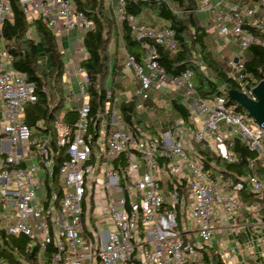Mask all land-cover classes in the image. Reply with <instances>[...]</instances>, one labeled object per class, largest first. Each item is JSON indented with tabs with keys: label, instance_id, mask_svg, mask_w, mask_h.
I'll return each instance as SVG.
<instances>
[{
	"label": "built area",
	"instance_id": "1",
	"mask_svg": "<svg viewBox=\"0 0 264 264\" xmlns=\"http://www.w3.org/2000/svg\"><path fill=\"white\" fill-rule=\"evenodd\" d=\"M163 1L181 14L171 0ZM16 2L27 33L35 31L40 21L55 36L64 58L66 100L52 125L39 123L37 128L26 122V109L38 100V94L26 74L12 66L2 31L3 24L13 20L12 0H0L3 235L26 237L25 251L36 252L35 264H234L238 255L243 263L261 264L264 124L255 121L228 92L203 97L192 70L168 75L159 62V47L176 50L174 29L165 22L157 25L154 19L139 22L127 12L126 0H105L104 5L117 28L126 23L140 43L138 58L123 44L120 48L124 67L136 79L131 89L118 95L107 84L103 106L92 113L91 78L83 65L89 54L83 35L93 30L94 23L74 0ZM196 11L212 14L217 35L232 38L237 45L229 61L235 69L230 76L238 84L236 90L255 101L253 88L259 81L251 83V77L244 78L240 70L245 49L255 41L249 29L264 35V0L243 7L226 0H201ZM73 30L76 34L71 37ZM260 44L264 47V37ZM164 94L180 97L189 111L188 121L175 119L151 134L125 120L119 95L126 102L134 100V111L147 116L154 110L146 102ZM70 110L76 113L73 122L65 120ZM236 141L255 153L246 159L247 173L234 180L219 166L206 167L199 147L236 163ZM249 219L255 226L247 249L217 236L226 232L233 238L243 231L239 221ZM13 255L18 263L12 264H32L17 249ZM0 261L7 264L4 258Z\"/></svg>",
	"mask_w": 264,
	"mask_h": 264
},
{
	"label": "trees",
	"instance_id": "2",
	"mask_svg": "<svg viewBox=\"0 0 264 264\" xmlns=\"http://www.w3.org/2000/svg\"><path fill=\"white\" fill-rule=\"evenodd\" d=\"M74 1L77 9L94 23L93 30L87 31L83 35V42L89 54L83 65L91 78V107L92 113H95L99 106V109L103 106L104 88L107 84L112 92L117 95L119 91L131 89L132 86L131 83H128L127 86L124 82L126 77L121 60L124 54L120 46L117 50L110 49L112 35H116L114 37L117 38V43H122L126 50L137 58L141 55L142 48L140 43L130 35L126 23L118 26L119 29L116 26L120 35L117 37L116 23L111 11L104 5L105 0ZM226 1L243 7L254 6L259 0ZM171 2L174 3L177 10L181 11V14L174 13L163 0H126L127 12L135 15L139 22H150L155 17L165 21L168 26L174 29L177 42L176 50L170 51L164 47H159V62L167 74L174 76L186 69L192 70L196 88L206 98L217 94H227L229 90L237 89V82L230 76V73L235 71L229 64L231 59L228 60L229 70H225L207 50L205 43L207 33L204 26L200 25L197 20L200 19L199 13H201L196 11L199 0H171ZM147 11L152 13L149 17H146ZM12 12L13 20L5 22L2 26L4 44L11 55L13 68L26 74L27 80L35 85L38 94V100L26 109V122L37 128L40 126L39 123H43L45 126L52 125L53 120L60 116L66 100V92L62 83L63 54L55 36L40 21L36 22L35 25L38 41L28 36L27 23L16 0H12ZM190 30L193 31L192 35H189ZM249 30L253 33L255 41L244 51V65L240 73L244 75V78L246 75L250 76L251 83H257L264 79V47L260 44L264 35L256 29L251 28ZM189 36H191L190 44L188 42ZM40 43L45 53L41 56L43 60L39 54ZM193 47L198 53V61L192 58ZM206 71L210 75H207ZM119 99L120 109L128 123H136L144 131L151 134L157 133L159 124L150 123L149 118L143 113H136L134 100L126 102L122 95H119ZM169 103L171 106L170 113H165L167 115L162 121L163 128L175 119L189 120V111L180 97H170ZM146 105L149 110L153 109L154 112L156 110L159 113V108L153 101H147ZM161 114L163 115L162 112ZM75 118L76 113L74 111H67L66 121L73 122ZM96 125L98 126V122ZM199 150L203 154L207 168H210L211 163L219 166L221 172L234 180H238L242 174L248 172L246 159L255 154L239 141H236L234 145L238 157L236 163H227L206 148L201 149L199 147ZM3 155L5 154H0V156ZM26 242V237L6 238L0 231V258H4L7 264L18 263L13 255V250L17 249L32 264H35L36 252L25 251Z\"/></svg>",
	"mask_w": 264,
	"mask_h": 264
},
{
	"label": "rangeland",
	"instance_id": "3",
	"mask_svg": "<svg viewBox=\"0 0 264 264\" xmlns=\"http://www.w3.org/2000/svg\"><path fill=\"white\" fill-rule=\"evenodd\" d=\"M200 1L201 0H199L198 4H200ZM210 1L216 2V0H210ZM228 4H233V3L228 2ZM151 14H152L151 11H147L146 17H149ZM146 17H144V18H146ZM199 17H200V19L199 18L197 19L198 23L200 25L204 26V29L206 30V33H207V36L205 38V43H206V46H207V50L211 53V55L219 62V64L225 70H229L228 60L231 59L232 56L235 55L237 53V51H238L236 45L234 44V41L232 40V38H221V37H219L217 35L216 30L213 28L212 21H211L212 14L201 12V13H199ZM153 19L158 21L157 25H160L161 23L165 22L163 20L156 19L155 17ZM116 26L117 25H115V30L118 33L117 37H119L120 35H119V32L117 31ZM118 29H119V27H118ZM192 33H193V31L190 30V34L189 35H192ZM27 34H28V36H30L34 40L38 39L37 36H36V32L34 30L29 31ZM74 35H75V31H71L70 32V36L72 37ZM112 36L113 37L111 39L110 49L111 50H117V49H119V46H120V48H122V43L118 44L117 43V41H118L117 38L114 37L116 35H112ZM188 42L190 44L191 36H189ZM192 50H193L192 58L195 61H198V53L195 51L194 47L192 48ZM39 54H40V57L45 55L44 49H43V46H42L41 43L39 44ZM41 59L43 60L42 57H41ZM121 60H122V63H123L124 62V57H122ZM123 71H124V73L126 75V80L124 82L128 86V83L132 84V79L135 80L136 78H135V75L132 72V70L124 67ZM205 73L207 75H210V73L207 72V71ZM172 96L173 95L164 94V95H159L158 97H154L153 98V103L159 108L158 109L159 113L156 110H155V112L149 111L147 113L149 121L153 122L154 124L155 123L159 124L158 125L159 129L161 127H163L162 121H163L164 116L170 113L171 106H170V103H169V98L172 97ZM68 106H69V102H66L65 107H68ZM161 112L163 113V115L161 114ZM157 113H158L159 116L157 115ZM165 113H167V114H165ZM245 119H246V121L248 123H253L252 119H249L248 117H246ZM185 220H186L188 226H190L191 219L187 217ZM0 264H1V261H0Z\"/></svg>",
	"mask_w": 264,
	"mask_h": 264
},
{
	"label": "water",
	"instance_id": "4",
	"mask_svg": "<svg viewBox=\"0 0 264 264\" xmlns=\"http://www.w3.org/2000/svg\"><path fill=\"white\" fill-rule=\"evenodd\" d=\"M234 60L237 61V57ZM253 92L257 98L255 101L236 89L229 90L228 95L233 101L240 104L255 121L264 124V80L257 83Z\"/></svg>",
	"mask_w": 264,
	"mask_h": 264
},
{
	"label": "crops",
	"instance_id": "5",
	"mask_svg": "<svg viewBox=\"0 0 264 264\" xmlns=\"http://www.w3.org/2000/svg\"><path fill=\"white\" fill-rule=\"evenodd\" d=\"M74 31V30H73ZM76 34V32H75ZM234 56V55H233ZM232 56V57H233ZM239 224H242L243 226V231L240 234H235L234 237L232 238V236L226 232H223L219 235H217L218 237H224L225 239L228 238L229 240V244L234 245V241L238 242V244L240 245V247H242L243 249H247L248 247V241L250 239V235H252V231L254 230V222L252 221V219H249L246 223H242L239 221ZM252 245H254V243H252ZM235 262L234 264H255L253 262H249V263H243L240 261L241 257L238 255L235 258ZM261 264H264V261H261Z\"/></svg>",
	"mask_w": 264,
	"mask_h": 264
}]
</instances>
